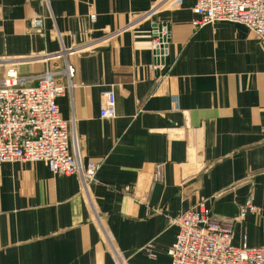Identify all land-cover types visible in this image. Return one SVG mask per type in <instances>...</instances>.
<instances>
[{
    "label": "crops",
    "instance_id": "1",
    "mask_svg": "<svg viewBox=\"0 0 264 264\" xmlns=\"http://www.w3.org/2000/svg\"><path fill=\"white\" fill-rule=\"evenodd\" d=\"M194 5L0 0V80L12 66L24 85L47 72L68 86L67 63L60 117L74 120L84 162L101 164L86 195L77 176L0 163V264H115L112 250L127 264H169L171 220L199 202L233 223L236 246L243 235L264 246V44L239 24L193 27ZM156 28L168 42L159 72ZM63 49L75 54L56 58ZM108 89L116 116L103 120ZM250 197L260 214L236 222Z\"/></svg>",
    "mask_w": 264,
    "mask_h": 264
},
{
    "label": "built area",
    "instance_id": "2",
    "mask_svg": "<svg viewBox=\"0 0 264 264\" xmlns=\"http://www.w3.org/2000/svg\"><path fill=\"white\" fill-rule=\"evenodd\" d=\"M38 1L48 5V0ZM193 11L197 18L192 26L197 29L216 22L239 24L264 44V0H195ZM89 19L94 21V14ZM31 28L39 31L42 18L32 19ZM166 39L167 32L156 28L151 40V71L159 72L164 67ZM73 54L75 50L63 49L56 58L66 60ZM62 72L68 78V86L58 85L53 74L47 72L37 76L34 85L27 86L14 67L5 71L0 80V163H42L54 176H77L82 192L88 195L89 186L97 182L101 164L84 162L75 134L70 131L74 120L68 122L60 117L56 100L73 86L72 68L66 63ZM115 116V96L108 89L102 93L99 117L109 120ZM248 213L260 214L252 197L240 208L236 222ZM96 220L99 224L97 217ZM171 222L178 232L167 251L169 264H264V246L248 247L245 235L236 246L233 223L217 219L205 202L197 203ZM100 229L103 231L101 226ZM143 251L154 257L150 244ZM112 253L115 264H127L115 250Z\"/></svg>",
    "mask_w": 264,
    "mask_h": 264
},
{
    "label": "water",
    "instance_id": "3",
    "mask_svg": "<svg viewBox=\"0 0 264 264\" xmlns=\"http://www.w3.org/2000/svg\"><path fill=\"white\" fill-rule=\"evenodd\" d=\"M166 61V60H165Z\"/></svg>",
    "mask_w": 264,
    "mask_h": 264
}]
</instances>
